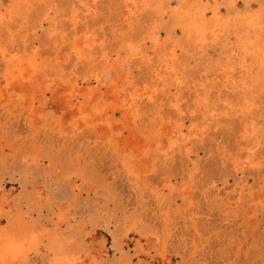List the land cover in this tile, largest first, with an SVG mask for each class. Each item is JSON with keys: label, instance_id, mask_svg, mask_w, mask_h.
<instances>
[{"label": "rangeland", "instance_id": "obj_1", "mask_svg": "<svg viewBox=\"0 0 264 264\" xmlns=\"http://www.w3.org/2000/svg\"><path fill=\"white\" fill-rule=\"evenodd\" d=\"M80 1L61 0V16L39 13L21 27L15 49L38 52L42 75L11 89L0 57V264H264V134L249 144L261 165L237 169L247 154L234 120L197 138L201 119L186 110L180 133L156 131L161 118L177 119L173 89L143 95L133 122L122 106L132 86L117 94L114 68L96 79L98 70L77 62L69 24L72 8L96 6L78 37L98 31L115 58L119 2ZM129 66L142 92L144 64Z\"/></svg>", "mask_w": 264, "mask_h": 264}, {"label": "bare ground", "instance_id": "obj_2", "mask_svg": "<svg viewBox=\"0 0 264 264\" xmlns=\"http://www.w3.org/2000/svg\"><path fill=\"white\" fill-rule=\"evenodd\" d=\"M118 2V19L110 27L115 58L105 51L104 39L99 37L98 31L78 37L77 29L83 20L96 17V6H87L84 15H80L76 8L71 9L69 24L75 31L72 42L75 43L73 48L77 62L98 70L94 74L96 79L104 70L114 68L121 78L117 94L123 95L132 86L130 98L128 101L123 99L122 106L126 113L132 111L133 122L138 117L134 108L143 95L151 101L158 92L173 89L170 107L177 119L173 120L170 116L161 118V126L156 130L161 133L166 130L168 134L180 133L186 110L192 117L201 119L191 131L197 138H203L211 127L217 128L234 120L237 124V146L241 154H247L246 158V155L243 157L244 162L235 158V166L243 169L244 165H261L256 161L257 143L249 144L257 142L264 134V0ZM81 4L84 5L83 1ZM64 9L61 0H0V57L6 59L11 67L7 73L10 88L16 82L20 85L28 83L38 70L40 73L41 66L46 67L42 65L38 52H28L24 50L25 46L23 51L15 49L18 36L23 31L21 27L39 13H42L40 17L43 15L44 19H48L51 13L61 16ZM63 32L55 33L57 49H62L66 42ZM79 41H83L84 45H79ZM135 61L144 64L150 78L149 84L139 85L142 92H138L139 88L130 76L129 65ZM68 90L70 97L75 96L74 88ZM166 96L165 93L163 98ZM240 202L241 199L237 204Z\"/></svg>", "mask_w": 264, "mask_h": 264}]
</instances>
